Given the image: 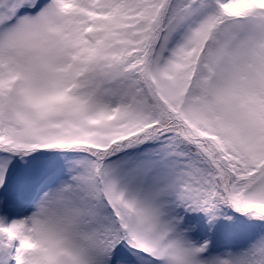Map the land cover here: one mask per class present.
<instances>
[{"label": "snow or ice", "instance_id": "1", "mask_svg": "<svg viewBox=\"0 0 264 264\" xmlns=\"http://www.w3.org/2000/svg\"><path fill=\"white\" fill-rule=\"evenodd\" d=\"M0 264H264V0H0Z\"/></svg>", "mask_w": 264, "mask_h": 264}]
</instances>
